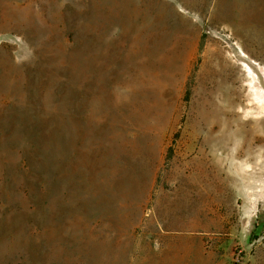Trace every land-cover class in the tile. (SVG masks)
Segmentation results:
<instances>
[{
    "label": "rangeland",
    "instance_id": "374dc122",
    "mask_svg": "<svg viewBox=\"0 0 264 264\" xmlns=\"http://www.w3.org/2000/svg\"><path fill=\"white\" fill-rule=\"evenodd\" d=\"M175 201L264 264V0H0V264H135Z\"/></svg>",
    "mask_w": 264,
    "mask_h": 264
},
{
    "label": "crops",
    "instance_id": "0c3cea01",
    "mask_svg": "<svg viewBox=\"0 0 264 264\" xmlns=\"http://www.w3.org/2000/svg\"><path fill=\"white\" fill-rule=\"evenodd\" d=\"M184 221L181 201L173 202L167 210V217L157 223L149 221L146 233L139 240L135 264H206V256L201 251L203 240L196 232L199 221H192L194 227L190 230L181 227Z\"/></svg>",
    "mask_w": 264,
    "mask_h": 264
}]
</instances>
